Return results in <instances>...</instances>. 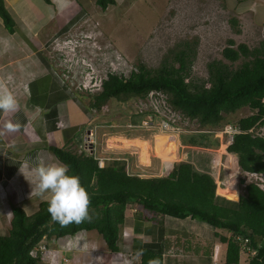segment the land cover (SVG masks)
Wrapping results in <instances>:
<instances>
[{
  "label": "crops",
  "instance_id": "1",
  "mask_svg": "<svg viewBox=\"0 0 264 264\" xmlns=\"http://www.w3.org/2000/svg\"><path fill=\"white\" fill-rule=\"evenodd\" d=\"M3 1L15 25L13 33H9L0 18V87L11 91L20 107L14 113L0 112V235L10 227L13 207H21L32 215L40 202L46 201L31 195L35 188L31 162L39 158L45 164L60 163L50 149L80 150L89 130L96 131V155L104 158L106 164L124 161L132 174H137L140 167L151 176L166 177V171L169 176H176L185 160L209 168L216 141L208 136V129L181 134L128 129L127 123L136 121L133 125L139 126L142 119L130 111L122 120L112 119L111 115L99 118L91 112L87 95L73 88L46 52L50 40L86 23H82L85 19L92 18L104 27L116 18L113 8L125 10L127 0H114L116 4L105 11L95 0H50L46 4L55 10L46 18L35 6L27 7L26 12V5L19 0ZM236 2L239 14H248L256 24L264 22V11L259 10L264 9V0ZM10 123L19 127L10 130ZM157 138H163L165 143L160 144L162 140ZM192 138H197L194 145L190 144ZM221 158L224 166L216 195L228 199L217 190L238 194L233 188L236 180L228 174L235 175L240 169L236 155L227 153ZM26 161L29 166H25ZM33 208L34 212L29 213ZM207 230L212 232L211 237ZM215 240L213 229L203 223L130 205L118 227L116 251L109 250L96 230H83L46 241L48 252L41 264H140L141 257L137 259L136 254L141 250L176 253L162 260V264H175L181 257L179 251H186L187 264H207L215 244L220 246V257L225 256L226 244Z\"/></svg>",
  "mask_w": 264,
  "mask_h": 264
},
{
  "label": "trees",
  "instance_id": "2",
  "mask_svg": "<svg viewBox=\"0 0 264 264\" xmlns=\"http://www.w3.org/2000/svg\"><path fill=\"white\" fill-rule=\"evenodd\" d=\"M44 1L50 3V0ZM95 3L102 11L116 4L114 0H95ZM0 18L6 30L13 33L15 23L3 0H0ZM228 42L222 51L223 58L231 63L241 58L245 60L234 70L221 61H212L207 64V82H184L194 52L191 45L185 43L174 53L172 64L164 62L153 71L139 65L128 78L109 74L102 91L91 96L90 106L100 109L110 100L126 102L159 91L173 109L208 130L221 129L226 124L225 116L248 108L252 114L238 120L242 133L234 137L227 152L237 156L240 171L264 174V138L248 133L253 127H264V40L252 49L244 44L233 48L234 42ZM206 83H209L208 87ZM137 116L142 115L138 113ZM203 138L206 141V137ZM196 139H190V144H196ZM50 150L60 163L69 166L68 175L78 176L89 193L91 222L61 227L51 220L47 201L40 202L32 215H27L21 207H13L10 227L0 236V264H37L38 259L30 252L43 239L51 241L83 230H96L114 252L118 227L130 205L209 226L214 231V238L226 244L224 264L241 262L234 238H247L250 247L256 250V255L247 259V264H264V192L254 184L247 185L235 202L216 195L217 185L210 165L209 168L199 166L198 161L197 165L191 160L181 162L176 176L141 178L127 172L124 161L98 168L93 156L84 152ZM218 193L227 198L232 196L227 194L229 192ZM161 255V250H145L140 264H148L152 259L162 264Z\"/></svg>",
  "mask_w": 264,
  "mask_h": 264
},
{
  "label": "rangeland",
  "instance_id": "3",
  "mask_svg": "<svg viewBox=\"0 0 264 264\" xmlns=\"http://www.w3.org/2000/svg\"><path fill=\"white\" fill-rule=\"evenodd\" d=\"M127 1L125 10L121 7L113 8L112 12L116 18L104 27L94 22L92 18H90L91 20L85 19L82 23H86L79 24L71 31L58 37L59 44H63L61 47H56L54 40H50L47 44L46 52L52 64L73 88L78 90V84L83 82V77L88 73L92 77L98 75V79L104 77L107 69H112L115 72L113 74L128 78L132 71H137L139 65L153 71L160 68L164 62L172 64L174 53L181 50V46L185 43H189L194 51L189 60L188 80L194 81V83L207 82L208 63L221 61L234 70L245 61L244 58H241L231 63L223 58L222 51L228 46V41L234 42L233 48L238 44H244L252 49L258 47L264 40V22L256 24L251 22L248 14L244 16L239 14L236 11V0ZM250 1L253 0H249V3ZM18 2L26 5V12L28 11L27 7L35 6L37 11L45 15V18L50 15L52 10H55L48 7L44 0H26V2L19 0ZM244 5H247V2ZM259 10L264 11L263 8H259ZM232 20L236 23H233ZM74 40L83 45L75 49L73 56L70 44H74ZM83 62H85L84 65H82ZM109 66L111 67L108 68ZM174 66L178 67V64L174 63ZM91 70L94 72L93 74H91ZM83 93L87 95L88 104H90L93 95L84 91ZM138 101L142 102L139 98H133L126 102L110 100L100 109L92 108L91 112L99 118L111 115L112 119L122 120L130 112L137 113L134 107L136 103H140ZM251 114L250 109L242 108L234 114L225 116L224 123L237 124L239 119ZM189 124L188 127L194 130L200 128L195 120H190ZM114 127L110 129H114ZM260 128L262 127L257 126L256 132ZM104 130L100 131L104 132ZM212 137L218 141V138L213 135ZM157 140L161 139L157 138ZM222 149L224 148L222 147ZM74 152L79 154L84 151L81 148ZM138 173L142 175V178L152 177L141 170ZM222 173L223 170H220V174ZM240 174L239 170L235 175L234 173L228 175L230 179L237 181ZM243 191L242 186L240 189L238 187V194L225 191L232 195L227 200L237 202ZM34 210L35 208L29 213ZM207 231L211 237L212 232ZM6 232L1 235H5ZM185 252H178L181 257L177 258L178 260L175 258V264H187ZM246 257L242 255L239 264H247ZM219 259L220 264L224 263L223 258ZM207 264H212V259H208Z\"/></svg>",
  "mask_w": 264,
  "mask_h": 264
},
{
  "label": "built area",
  "instance_id": "4",
  "mask_svg": "<svg viewBox=\"0 0 264 264\" xmlns=\"http://www.w3.org/2000/svg\"><path fill=\"white\" fill-rule=\"evenodd\" d=\"M56 43V47H61L63 44H59V39H53ZM68 43H71V41ZM83 44L79 43V41L74 40V44H70L71 47V54L74 56L75 49L79 48ZM78 64V61H77ZM85 62L82 63L84 65ZM109 66L108 68H110ZM70 69V68H69ZM92 71V70H91ZM112 72V73H111ZM94 72L92 71L91 74ZM115 73L114 70H106L104 77L91 76L90 73L86 74L83 77V82L78 84L77 88L79 91L87 92L91 95H96L102 91V85L109 74ZM184 82H189L188 78L184 80ZM206 86H209V83H206ZM142 100L139 104L136 103L134 110L135 112L142 115V119L139 126L132 125L130 123L126 124L128 129L139 127L143 128L147 131L157 130L162 133H172V134H181V133H190L195 131L190 126V119L184 117L179 111L173 109L165 96L159 91H152L147 94L145 98H139ZM92 110V109H91ZM94 112V110H93ZM199 127V125H198ZM257 127H253L248 130V133H255L256 135L264 138V127L260 128L259 131L256 132ZM207 133L213 134L216 138H218V147L212 150L211 159H210V171L214 178V181L217 186L220 185L219 177H220V170H223L224 163L222 161V155H227V148L233 143L234 137L242 133L238 124L233 123H226L222 126L219 130H208ZM96 131L89 130L86 134L82 150L84 153L93 156V158L97 162L98 168H103L106 164L105 159L98 157L96 155ZM222 147L224 149H222ZM224 151V152H223ZM230 154V153H229ZM169 168V167H168ZM127 172L128 166L126 165ZM137 169L141 170L140 167ZM167 169V168H166ZM165 169V170H166ZM142 171V170H141ZM138 177H142L139 173L136 174ZM166 175L169 176L168 171H166ZM172 175V174H171ZM249 184H254L258 187L261 191L264 192V174L262 173H251V172H242L240 174V178L236 181L233 185L234 190L238 191V187L242 186L243 190ZM244 193V191H243ZM242 193V194H243ZM236 245L238 246L240 255L247 256L246 259H251L256 255V250L250 247L249 240L242 236H236L234 238ZM48 252V249L42 240L36 247L32 249L30 255L36 259H38L37 264L43 263L45 260V256ZM162 260L169 256H176V253L173 251H169L167 253H162ZM220 256H219V247L214 246L212 251V264H220ZM224 264V263H222Z\"/></svg>",
  "mask_w": 264,
  "mask_h": 264
},
{
  "label": "clouds",
  "instance_id": "5",
  "mask_svg": "<svg viewBox=\"0 0 264 264\" xmlns=\"http://www.w3.org/2000/svg\"><path fill=\"white\" fill-rule=\"evenodd\" d=\"M19 107L20 105L11 91L0 87V112L14 113ZM7 127L10 130H15L19 125L10 123ZM25 166H29V162L26 161ZM68 172L69 166L67 164H45L39 158L31 162L30 165V173L35 178V188L32 189L31 195H37L47 201V211L51 220L61 227H68L73 223L79 225L84 222H91L92 219L89 193L81 185L80 178L68 175ZM43 240L44 243L47 241ZM214 246L219 247L220 256V246L217 244ZM142 255L143 251L141 250L136 254V258L139 259ZM148 264H159V261L152 259L149 260Z\"/></svg>",
  "mask_w": 264,
  "mask_h": 264
},
{
  "label": "bare ground",
  "instance_id": "6",
  "mask_svg": "<svg viewBox=\"0 0 264 264\" xmlns=\"http://www.w3.org/2000/svg\"><path fill=\"white\" fill-rule=\"evenodd\" d=\"M174 138H175V137H174ZM161 140H162V141H161V144H164L165 141L163 140V138H161ZM171 141H172V139H171ZM169 142H170V141H169ZM168 145H172V143H171V144H168ZM166 147H167V146H166ZM166 147H165V148H166ZM165 160H166V159H165ZM217 191H219V190H217ZM223 192H225V191H223Z\"/></svg>",
  "mask_w": 264,
  "mask_h": 264
}]
</instances>
